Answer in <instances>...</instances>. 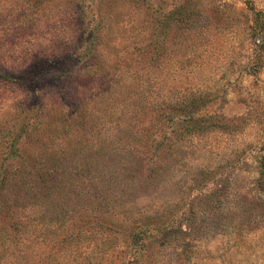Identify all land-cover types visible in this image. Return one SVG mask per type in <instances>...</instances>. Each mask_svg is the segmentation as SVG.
<instances>
[{
  "label": "rangeland",
  "instance_id": "1",
  "mask_svg": "<svg viewBox=\"0 0 264 264\" xmlns=\"http://www.w3.org/2000/svg\"><path fill=\"white\" fill-rule=\"evenodd\" d=\"M0 264H264V0H0Z\"/></svg>",
  "mask_w": 264,
  "mask_h": 264
}]
</instances>
